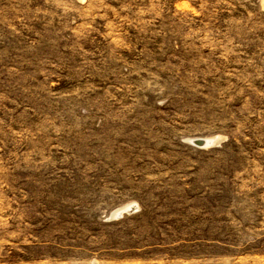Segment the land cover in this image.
I'll list each match as a JSON object with an SVG mask.
<instances>
[{
  "label": "rangeland",
  "instance_id": "rangeland-1",
  "mask_svg": "<svg viewBox=\"0 0 264 264\" xmlns=\"http://www.w3.org/2000/svg\"><path fill=\"white\" fill-rule=\"evenodd\" d=\"M0 264H264V0H0Z\"/></svg>",
  "mask_w": 264,
  "mask_h": 264
},
{
  "label": "water",
  "instance_id": "water-1",
  "mask_svg": "<svg viewBox=\"0 0 264 264\" xmlns=\"http://www.w3.org/2000/svg\"><path fill=\"white\" fill-rule=\"evenodd\" d=\"M192 142H194L195 144L200 145V146L211 145V144L216 143V141L209 143V141L206 140L205 138H194V139H192ZM125 211H131V210H125ZM122 213L123 212H119L117 214V216H121Z\"/></svg>",
  "mask_w": 264,
  "mask_h": 264
},
{
  "label": "bare ground",
  "instance_id": "bare-ground-1",
  "mask_svg": "<svg viewBox=\"0 0 264 264\" xmlns=\"http://www.w3.org/2000/svg\"><path fill=\"white\" fill-rule=\"evenodd\" d=\"M215 140V139H214ZM209 141V143H211V140H208ZM215 142V141H214ZM124 210H131V208H129V207H125V208H123V209H121V210H118L116 213H119V212H122V211H124ZM115 213V214H116Z\"/></svg>",
  "mask_w": 264,
  "mask_h": 264
}]
</instances>
